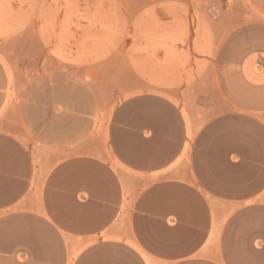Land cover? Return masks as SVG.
Listing matches in <instances>:
<instances>
[{
  "label": "crops",
  "instance_id": "0c3cea01",
  "mask_svg": "<svg viewBox=\"0 0 264 264\" xmlns=\"http://www.w3.org/2000/svg\"><path fill=\"white\" fill-rule=\"evenodd\" d=\"M174 31L130 29L128 67L116 58L112 74L114 94L127 98L111 112L100 156L86 154L89 117L105 108L89 107L87 89L74 85L71 72L49 73L47 89H29L47 100L26 96V75L12 73L15 103L6 101L10 77L0 72V264H236L242 256L232 246L249 241L237 229L241 215L264 211V87L237 86L230 78L241 73L228 68V183L205 185L197 169L200 120L187 138L181 117L200 113V104L144 83L158 80L161 68L150 78L137 69L149 57L164 60L163 38ZM183 32L187 47H173L187 49L193 66L201 61L196 28ZM251 244L264 251V235Z\"/></svg>",
  "mask_w": 264,
  "mask_h": 264
},
{
  "label": "rangeland",
  "instance_id": "374dc122",
  "mask_svg": "<svg viewBox=\"0 0 264 264\" xmlns=\"http://www.w3.org/2000/svg\"><path fill=\"white\" fill-rule=\"evenodd\" d=\"M143 28H174L163 38L164 60L149 57L137 69L150 78L161 68L158 80L144 83L178 90L186 105H192L194 99L200 104V113H181L186 135L192 136L189 123L200 120L197 169L205 185L216 190L226 187L228 68L236 67L241 73L230 78L237 86L264 87V0H0V72L10 77L6 101H16L12 73L26 75V96L47 100V93L29 89H47L49 81L42 78L49 73L71 72L74 85L87 89L89 107L96 105L106 111L89 117L94 127L88 133L86 154H98V146L108 144L111 136V112L127 98L113 92L114 60L121 58V68L128 67L125 42L130 29ZM184 28H196L193 48L201 61L194 60L193 66L187 49L173 47H187ZM91 74L101 79L92 80ZM166 99L180 103L172 96ZM258 118L264 120V113ZM241 216L243 223L237 229L239 235L248 233L249 241L232 243L242 253L234 258L235 263L264 264V251L257 254L251 247L253 235H264V211ZM261 245L255 242L254 247Z\"/></svg>",
  "mask_w": 264,
  "mask_h": 264
},
{
  "label": "bare ground",
  "instance_id": "6f19581e",
  "mask_svg": "<svg viewBox=\"0 0 264 264\" xmlns=\"http://www.w3.org/2000/svg\"><path fill=\"white\" fill-rule=\"evenodd\" d=\"M218 45V44H217ZM188 112V111H187ZM193 114V113H192ZM192 116V115H191ZM190 118V117H189ZM191 122V121H190ZM190 124V123H189ZM192 125V124H191ZM191 135V134H190ZM193 136V135H192ZM188 138V137H187ZM190 138H192V137H190ZM104 139V138H103ZM191 141V140H190ZM104 142V141H103ZM99 155V154H98ZM97 155V156H98ZM100 156V155H99ZM111 160V159H110ZM36 168V167H35ZM38 168V167H37ZM50 170V169H49ZM45 174V173H44ZM124 174V173H123ZM125 185H126V183H124ZM213 237V236H212Z\"/></svg>",
  "mask_w": 264,
  "mask_h": 264
}]
</instances>
